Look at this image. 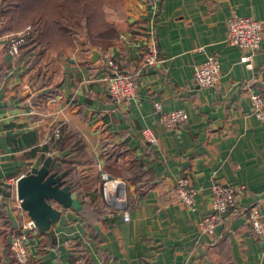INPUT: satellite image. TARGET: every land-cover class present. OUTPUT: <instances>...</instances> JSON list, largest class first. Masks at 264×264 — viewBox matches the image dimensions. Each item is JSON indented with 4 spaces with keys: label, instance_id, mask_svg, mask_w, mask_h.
Segmentation results:
<instances>
[{
    "label": "crops",
    "instance_id": "0c3cea01",
    "mask_svg": "<svg viewBox=\"0 0 264 264\" xmlns=\"http://www.w3.org/2000/svg\"><path fill=\"white\" fill-rule=\"evenodd\" d=\"M231 12L264 21V0H160L155 34L162 61L138 71L139 28L149 14L144 0L106 8L120 33L107 50L88 44L85 31L77 30L71 47L49 49L37 59L23 48L13 57L0 34V264H18L8 242L27 217L14 183L41 164L49 153L42 146L60 125L83 141L74 160L82 207L59 208L49 235L36 230L29 237L27 264H69L76 253L91 264H264V235L255 234L245 217H227L211 235L197 228L209 210L214 179L245 185L242 204H258L264 221V122L248 99L250 91L264 92V41L247 67L243 51L225 41ZM208 54L219 61V80L215 88H198L193 69ZM108 57L137 71V93L127 104L106 92ZM154 101L161 111L183 109L186 120L166 127ZM143 128L154 132L155 145L141 138ZM103 145L110 151L119 145L107 163ZM105 164L115 171L120 164L135 167L137 175L129 174L136 177L111 175L125 183L121 207L101 194L98 167L108 172ZM181 176L194 188L192 207L177 200L174 183Z\"/></svg>",
    "mask_w": 264,
    "mask_h": 264
},
{
    "label": "built area",
    "instance_id": "2783aa9c",
    "mask_svg": "<svg viewBox=\"0 0 264 264\" xmlns=\"http://www.w3.org/2000/svg\"><path fill=\"white\" fill-rule=\"evenodd\" d=\"M149 5V14L146 19L145 29L142 31L144 43L141 48V64L138 70H147L162 61L158 53L155 34L156 17L160 9V0H144ZM28 29V28H26ZM5 36L6 51L13 57L19 55V46L24 43L28 36L27 30L15 33H7ZM225 41L239 47L243 53L240 60L247 67H251V56L258 51L264 41V21L250 16L237 15L231 12L226 20ZM106 64V92L116 103L127 104L136 96L137 80L135 72L120 68L119 64L108 57L103 62ZM192 79L198 88H215L219 80V61L215 54H208L205 59L194 66ZM251 112L264 122V92L248 93ZM156 111L161 113V118L166 127H173L179 122L186 120L187 114L183 109L161 111L158 101L153 103ZM141 138L150 145L157 143V137L150 128L140 130ZM58 136V130L53 131V137ZM100 177V189L103 199L111 205L122 206L120 192L123 190L124 181L111 176L104 168L98 167ZM177 200L185 207H192L194 201V188L188 177L181 176L174 183ZM246 187L243 184H231L214 179L210 185L209 210L197 221L200 233L211 235L217 224L227 217L240 215L245 217L251 229L257 235H264V221L258 204L245 206L241 199ZM17 206H20L16 197ZM27 215V214H26ZM123 220L129 219V212L122 211ZM33 221L27 216L19 225L12 230L8 248L18 264H27L30 259L28 240L35 233ZM69 264H89L88 257L83 253H76Z\"/></svg>",
    "mask_w": 264,
    "mask_h": 264
},
{
    "label": "trees",
    "instance_id": "16d2710c",
    "mask_svg": "<svg viewBox=\"0 0 264 264\" xmlns=\"http://www.w3.org/2000/svg\"><path fill=\"white\" fill-rule=\"evenodd\" d=\"M122 4L123 0H0V34L27 30L28 36L19 46V52L23 48L32 50L34 59L40 58L49 49L73 46L77 30L85 31L88 44L107 50L118 41L120 33L117 26L108 20L106 7L111 5L120 8ZM144 27L139 28L141 34ZM118 146H112L110 151L103 145L102 153L106 163L112 161L119 152ZM42 150L59 152L67 150L68 153H73L72 156L62 155L53 160L50 171L63 172L64 182L78 194L77 189L81 182L74 160L83 150L80 134L75 129H67L66 125H60L58 136L56 138L52 136L46 145L42 146ZM106 153L109 158L105 157ZM105 166L110 175H121L126 178L137 175L135 167H131L133 170L123 169L120 164V169L115 171L110 169L109 165ZM50 231L51 228L43 233L38 232L49 235ZM8 254L13 256L9 250Z\"/></svg>",
    "mask_w": 264,
    "mask_h": 264
},
{
    "label": "water",
    "instance_id": "95a60500",
    "mask_svg": "<svg viewBox=\"0 0 264 264\" xmlns=\"http://www.w3.org/2000/svg\"><path fill=\"white\" fill-rule=\"evenodd\" d=\"M59 157L58 150H50L39 166H33L20 175L14 190L20 207L33 221L37 231H48L60 217L59 208L79 210L82 200L63 180V172L50 171L52 161Z\"/></svg>",
    "mask_w": 264,
    "mask_h": 264
},
{
    "label": "rangeland",
    "instance_id": "374dc122",
    "mask_svg": "<svg viewBox=\"0 0 264 264\" xmlns=\"http://www.w3.org/2000/svg\"><path fill=\"white\" fill-rule=\"evenodd\" d=\"M108 6H111V5H108ZM108 6H107V7H108ZM107 7H106V8H107ZM111 7H112V6H111ZM113 8H114V7H113ZM114 9H119V8H118V7H116V8H114ZM48 154H49V153H48Z\"/></svg>",
    "mask_w": 264,
    "mask_h": 264
}]
</instances>
